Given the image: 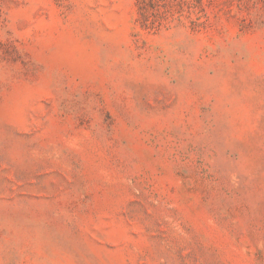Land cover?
<instances>
[{
  "label": "rangeland",
  "instance_id": "1",
  "mask_svg": "<svg viewBox=\"0 0 264 264\" xmlns=\"http://www.w3.org/2000/svg\"><path fill=\"white\" fill-rule=\"evenodd\" d=\"M0 264H264V0H0Z\"/></svg>",
  "mask_w": 264,
  "mask_h": 264
}]
</instances>
